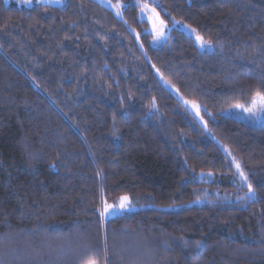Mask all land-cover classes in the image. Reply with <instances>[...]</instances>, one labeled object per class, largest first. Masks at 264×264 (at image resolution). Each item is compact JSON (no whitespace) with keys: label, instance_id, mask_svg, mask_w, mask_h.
<instances>
[{"label":"trees","instance_id":"16d2710c","mask_svg":"<svg viewBox=\"0 0 264 264\" xmlns=\"http://www.w3.org/2000/svg\"><path fill=\"white\" fill-rule=\"evenodd\" d=\"M120 1L0 0V264H264V0Z\"/></svg>","mask_w":264,"mask_h":264},{"label":"rangeland","instance_id":"374dc122","mask_svg":"<svg viewBox=\"0 0 264 264\" xmlns=\"http://www.w3.org/2000/svg\"><path fill=\"white\" fill-rule=\"evenodd\" d=\"M5 1L8 5H11V6H16V7H21V8H29V7H33L35 5L61 6L67 0H5ZM96 1L99 2L100 4L104 5L105 7L111 9L112 11H114L117 14V16L121 17V13H122L124 4H122V2L120 0H96ZM135 3L140 6L142 18L150 23V26H151L150 31L154 35L155 46H158V45L165 43L166 40L168 39L169 33H170L172 28H170L169 25L164 22L166 27L164 29H161L159 26V22L153 19L154 14L152 12V9H155V13H158L156 11L155 5L151 4V3H155V2H153V0H135ZM145 5H147V8L144 7ZM159 18H160V20H162L160 15H159ZM173 27H176L177 29L183 31L186 35L193 38L195 40V42L199 45V43L196 40V33L193 32L191 28L183 25L182 23H176V24H174ZM160 32H162L163 34L159 35ZM6 38L12 43L11 37L6 36ZM199 47H200V45H199ZM201 49L205 50V51L206 50L211 51L212 45L210 47H205V48H201ZM167 86L174 93L177 92L175 89L173 90L172 88H170L169 85H167ZM180 99H181L182 103L185 105V107L198 119L199 123L204 128H206V124H205L204 119H203V109L199 105L196 104L198 107V112H197V108L192 107L193 103L186 101L182 98H180ZM252 102L249 105H242V106L244 108L251 107ZM220 114L225 116V117L233 118V119L238 120L240 122H243L245 124L256 126V127L264 124V115L254 117L251 115V113L245 112L243 110V108H240L237 106L232 107V108H228V109L222 111ZM205 178L209 181L213 179L212 176H209V175ZM240 181H243V180L240 179ZM120 202H121V200L117 204H114V206H117L116 210H114L111 215L104 216L103 217L104 220L107 221L113 217L123 215V214L129 213V212H134L138 209V207L133 204V202L130 200V198H128V201L126 203L130 207H128L127 210H119L118 206H119ZM105 205L103 207L102 212L104 211Z\"/></svg>","mask_w":264,"mask_h":264},{"label":"snow or ice","instance_id":"6c2138e0","mask_svg":"<svg viewBox=\"0 0 264 264\" xmlns=\"http://www.w3.org/2000/svg\"><path fill=\"white\" fill-rule=\"evenodd\" d=\"M153 2H155V0H153ZM145 8H147V5L144 6ZM152 12L154 14L153 19L159 22V26L161 29H164L166 27L165 23L163 20H160L159 18V14L155 13V9H152ZM119 14V13H118ZM178 23V22H177ZM193 32H195V30H192ZM163 33L160 32L159 35H162ZM196 40L199 43L201 48H205V47H210V42L209 41H205L203 39V37H201L200 35H196ZM193 108H197V112H198V107L195 103L192 104ZM237 107L243 108V110L245 112H249L251 113L252 116L256 117V116H260V115H264V95H261L259 93H257L256 98L253 100L252 102V106L248 107V108H244L242 105H238ZM236 167L238 170H240V164L237 162L236 163ZM240 176L243 179L244 182L247 183V176L244 175L243 171H240ZM247 187H248V193L250 194V197H254L255 193L254 190L252 188V185L250 183H247ZM121 202L118 206L119 210H127L128 207H130L126 202L128 201V197L124 196L121 197ZM117 206L114 205H105L104 211L101 213V217H104L106 215H111L112 212L114 210H116ZM87 264H96V261L94 259H89L87 261Z\"/></svg>","mask_w":264,"mask_h":264}]
</instances>
